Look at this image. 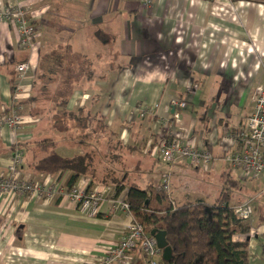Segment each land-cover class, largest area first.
Masks as SVG:
<instances>
[{
	"label": "crops",
	"instance_id": "obj_1",
	"mask_svg": "<svg viewBox=\"0 0 264 264\" xmlns=\"http://www.w3.org/2000/svg\"><path fill=\"white\" fill-rule=\"evenodd\" d=\"M16 7L34 37L24 42L16 27L0 22V115L17 111L23 120L21 130L0 132V176L11 177L16 152L24 165L32 143L52 139L63 158L92 155L98 179L114 172L138 188L106 162L117 147L119 161L145 156L146 172L165 182L170 174L173 188L185 169H203L163 163L160 145L205 149L215 159L206 172L221 179L216 198L187 194L173 204H215L230 171L240 187L232 203L249 206V234L255 233L246 241L248 264H264V176L243 175L223 160L239 150L233 135L245 125V103L264 69V0H154L150 9L137 0H0V10ZM20 63L28 64L22 75L15 73ZM102 157L109 167L100 171ZM16 171L21 179L29 175L23 166ZM90 185L83 178L77 188L102 194L93 219L55 200L0 194V264L101 260L136 220L131 211H111L113 188ZM128 190L117 201L125 203ZM127 264H145L138 248Z\"/></svg>",
	"mask_w": 264,
	"mask_h": 264
},
{
	"label": "trees",
	"instance_id": "obj_2",
	"mask_svg": "<svg viewBox=\"0 0 264 264\" xmlns=\"http://www.w3.org/2000/svg\"><path fill=\"white\" fill-rule=\"evenodd\" d=\"M32 146L33 149L24 152L29 157L24 161L23 169L33 178L50 176L69 191L76 188L81 179L89 178L90 186L96 182L113 188L115 199L128 187L125 203L143 228L144 236H150L152 231L166 233L165 241L171 251L168 264H248L246 241L251 225L249 220L238 216V206L232 203L233 190L240 188L237 181L226 177L213 205L198 201L179 206L173 204L167 192L157 191L154 187L139 190L128 185L124 176L115 177L114 172L109 175L104 172L100 179L96 178L95 158L90 154L63 158L58 155V144L52 139L39 140ZM118 151L116 147L113 153L110 152L106 162L117 163ZM237 235L247 239L234 242L233 237ZM160 262L164 264L162 260Z\"/></svg>",
	"mask_w": 264,
	"mask_h": 264
},
{
	"label": "built area",
	"instance_id": "obj_3",
	"mask_svg": "<svg viewBox=\"0 0 264 264\" xmlns=\"http://www.w3.org/2000/svg\"><path fill=\"white\" fill-rule=\"evenodd\" d=\"M144 9H150L154 0H137ZM0 22L16 27L18 34L24 42L31 41L34 34V26L31 25L24 15L21 7L0 10ZM28 70V65L22 63L15 67V73L22 75ZM179 109L185 108L183 102H173ZM244 106L246 114L245 125L233 135L234 142L239 150L226 154L224 162L231 168L237 169L241 174L257 178L264 176V69L259 71L253 92ZM23 120L17 111H10L0 115V132L8 129L17 132L22 129ZM159 159L165 164L185 162L192 168L210 170L214 166L215 159L205 149H193L189 146H179L172 140L164 141L160 145ZM23 166L22 155L15 153L12 166V175L0 176V194H16L20 197H34L46 202L57 201L73 209L82 217L96 218L102 208L103 196L92 190L74 188L67 190L63 185L56 182L55 178L45 176L41 182H35L30 175L25 179L19 178L16 169ZM32 177V178H31ZM169 185L164 183L162 189L168 192ZM118 210L130 214V208L126 203L117 200L112 202L111 211ZM241 219L250 218L248 205L237 208ZM255 233H250L253 237ZM138 248L145 264H162L157 260L160 251L156 247L153 238L144 236L143 228L134 222L128 227L123 237L105 253L103 258L91 264H127L129 254Z\"/></svg>",
	"mask_w": 264,
	"mask_h": 264
},
{
	"label": "rangeland",
	"instance_id": "obj_4",
	"mask_svg": "<svg viewBox=\"0 0 264 264\" xmlns=\"http://www.w3.org/2000/svg\"><path fill=\"white\" fill-rule=\"evenodd\" d=\"M33 37L34 35L31 36V38ZM188 111L189 110L187 109V112ZM2 130L9 131L8 129H2ZM155 157H158V154ZM138 162H140L141 167L139 169H136V165ZM147 163H148V160L145 156L127 155V156H124L123 159H121L118 163H115L113 167L116 173L118 174L121 173L122 171H123V174L125 173L128 174V181L135 183V185L138 188L145 189L150 185H157L158 183L161 184L160 186H162L166 180V177L162 179V177H160L159 174L154 175V176H152L151 174H148L146 172V170L148 169ZM96 165L98 168H100V171H102L106 167H109V165L105 163L104 157L97 159ZM229 172H226L225 174L226 177H228L227 175ZM168 176H169V179L167 183L169 185V188H168L167 195L170 194L171 199L175 203H179L180 199L186 198L187 194L190 195V198L192 199L201 198V199L209 201L213 198L214 200V198H216L217 193L219 191V187H220L219 181L221 180L220 176L218 177L210 172H206L203 170L197 171V170L190 169V168L185 169V172L182 174V177L180 179H176V178L173 179L177 185L179 184L178 187H176V185L173 184V188L171 186L172 179L170 177V174ZM115 200L117 199L113 198V201ZM211 202H214V201H211ZM251 208H253V205H251Z\"/></svg>",
	"mask_w": 264,
	"mask_h": 264
},
{
	"label": "water",
	"instance_id": "obj_5",
	"mask_svg": "<svg viewBox=\"0 0 264 264\" xmlns=\"http://www.w3.org/2000/svg\"><path fill=\"white\" fill-rule=\"evenodd\" d=\"M150 237L154 239V241L156 242L157 249L161 252L162 262L164 264H168L171 260V251L167 247V243L165 241L166 233L152 231L150 233Z\"/></svg>",
	"mask_w": 264,
	"mask_h": 264
}]
</instances>
